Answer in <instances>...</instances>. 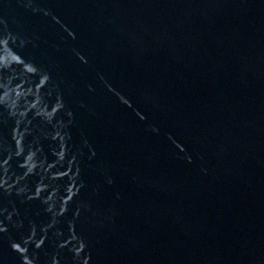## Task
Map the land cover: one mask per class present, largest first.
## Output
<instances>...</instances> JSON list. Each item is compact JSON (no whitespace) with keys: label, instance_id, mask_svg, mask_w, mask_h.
<instances>
[{"label":"water","instance_id":"water-1","mask_svg":"<svg viewBox=\"0 0 264 264\" xmlns=\"http://www.w3.org/2000/svg\"><path fill=\"white\" fill-rule=\"evenodd\" d=\"M0 264H264V0H0Z\"/></svg>","mask_w":264,"mask_h":264},{"label":"clouds","instance_id":"clouds-1","mask_svg":"<svg viewBox=\"0 0 264 264\" xmlns=\"http://www.w3.org/2000/svg\"><path fill=\"white\" fill-rule=\"evenodd\" d=\"M41 243H42V241H41ZM38 246H39V245H38ZM13 247H14V248H18L19 246H18V245H13Z\"/></svg>","mask_w":264,"mask_h":264}]
</instances>
